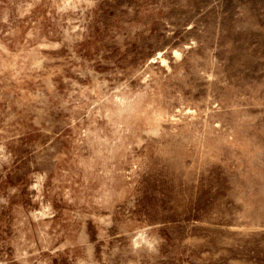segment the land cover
<instances>
[{"label": "rangeland", "instance_id": "rangeland-1", "mask_svg": "<svg viewBox=\"0 0 264 264\" xmlns=\"http://www.w3.org/2000/svg\"><path fill=\"white\" fill-rule=\"evenodd\" d=\"M0 264H264V0H0Z\"/></svg>", "mask_w": 264, "mask_h": 264}]
</instances>
